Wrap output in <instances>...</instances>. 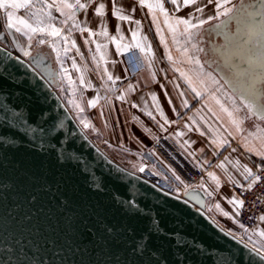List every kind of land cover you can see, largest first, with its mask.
Returning a JSON list of instances; mask_svg holds the SVG:
<instances>
[{
    "label": "water",
    "instance_id": "water-1",
    "mask_svg": "<svg viewBox=\"0 0 264 264\" xmlns=\"http://www.w3.org/2000/svg\"><path fill=\"white\" fill-rule=\"evenodd\" d=\"M263 1L254 0L244 22L238 10L226 43L258 70ZM2 29L0 21V264H264L207 213L200 188L172 193L109 157L58 93L50 55L22 57ZM256 74L264 83V70ZM128 200L154 206L164 234L149 233L147 218L122 204ZM175 231L196 243L177 248L167 235Z\"/></svg>",
    "mask_w": 264,
    "mask_h": 264
},
{
    "label": "crops",
    "instance_id": "crops-1",
    "mask_svg": "<svg viewBox=\"0 0 264 264\" xmlns=\"http://www.w3.org/2000/svg\"><path fill=\"white\" fill-rule=\"evenodd\" d=\"M246 1L229 0L225 7L232 9L233 14L230 17H217L215 0L212 3H209V0H197L196 4L182 7L178 12L170 0H163L164 7L170 17L188 18L191 19L192 24L199 25L198 28L191 29L192 39L190 42L180 34L183 32V25L179 26L175 37L176 42H174L173 35L159 10L155 11L156 22L154 23L153 13L146 6L152 0H145V6H141L139 0H116L117 6L123 10L122 14L130 17L127 21L118 20L113 16L112 0H94L87 11L76 10V20L80 26L90 29L93 33H99L101 32V19L94 14V9L99 3H104L106 5L104 23L107 26L108 36H90L89 32H81L79 29L73 28L70 41H75V48L71 47L70 42L65 44L58 38L48 37L46 33L34 35L29 46L27 36L14 30L11 32L7 30L5 27L6 17L2 9H0V21L5 34L3 38L8 40L12 49L19 55L25 58L29 57L23 55L21 48L29 50L31 54L43 50L50 55L58 73L56 82L58 93L80 127L109 157L127 170L141 175L143 172H140L139 168L147 167L144 156L150 154L176 177L179 176L181 182H185L174 163L168 160L156 147L157 141L165 139L184 161L205 172L204 188L200 186L198 188L206 195L207 213L222 227L253 248L254 246L260 248L261 245H264V236L260 235L261 232H264V220L261 219L259 225L254 229L246 230L239 221L240 208L234 207L228 202L233 197L240 199L237 193L238 186L232 181H236L239 185L248 181L244 178L243 166L246 165L255 173L258 166L264 163V160L247 151L243 146V138L248 137L249 142L259 147V142L249 136V133H256L258 126L264 128V121H259L256 117L245 118L247 110L240 104L239 96L240 91L243 90L246 93H255L259 102H264V83H259L256 74L261 73V70L264 69L261 66L258 70L259 64L246 57V62H244L242 60L244 54H234L228 50L226 45L233 32V26L237 25L234 23V16L238 10L243 11L239 16V21L246 20L245 11L242 8ZM51 2L52 0H45V3ZM81 2H87V0H81ZM197 7L202 8L203 11H196ZM16 15L27 19L30 23L33 22L26 10H18ZM52 15L56 18V26L62 27L59 21L65 17L61 16L55 8L52 9ZM209 17L213 18L209 19ZM135 21H139V25ZM200 21H204V23L200 24ZM221 21H224L223 25H221ZM69 25H71V21H69ZM157 25L161 30L159 33ZM63 27L64 34H67V27ZM117 27L120 29L119 32H117ZM134 32L137 34L135 39L133 38ZM161 35H163L165 43L161 42ZM112 37L116 38L115 41L111 39ZM143 37H147V39L143 40ZM41 38L49 42L38 43ZM86 40L88 43H85ZM137 42L150 45L151 51L141 53L139 49L133 47ZM117 43L122 48L124 45H128L127 50L118 53ZM97 44L102 45L99 52ZM103 45H107V47H103ZM65 48H68L67 52L64 51ZM184 49H187V57L199 59L200 64L203 65V71L212 73L219 82L215 85L209 82L208 91L203 92L201 97H196L188 89L184 80L179 77V72L173 70L176 67L190 72V74L199 71L195 63L186 62ZM198 49H202V51ZM169 53L176 61L175 65L167 59ZM126 54H130L139 66V73L135 81L129 79L130 68ZM101 56H103V60H101ZM93 57L96 59L94 60ZM149 60H151V69L148 66ZM257 60L259 61V59ZM73 63L80 71L73 67ZM251 64L253 70H251L252 73H248L245 69ZM64 69H67L66 74ZM105 69L114 78L119 77L114 85L107 81L104 75ZM152 73H155V79H153ZM263 75L261 74L260 77ZM81 76L85 80L83 85L80 83ZM129 84L133 86L134 90L126 93ZM89 85L91 86L89 87ZM110 88H113L114 91H110ZM180 92H184L183 97L179 95ZM153 93L157 96L170 123H164L153 106L151 100ZM120 95H125V100L117 99ZM213 96L229 112H233L234 109L233 100L230 97L235 99V106H238L240 111L233 112V115L243 119L241 132H236L228 113L221 109L220 104L216 103V99L212 98ZM92 100L96 101L95 106L89 105V101ZM184 100H187L188 107L183 106ZM132 104H136L138 107L133 108ZM145 108L153 113L155 120L145 114ZM173 108H175V112ZM133 117H138V120H134ZM82 120L87 122L89 127H84V124L81 123ZM160 125H163V128ZM178 133H182V135H178ZM229 133L232 135L230 136ZM218 138H226L229 143L219 147L211 142ZM237 161H239V165L236 164ZM221 163L224 165L223 168L218 166ZM208 173H214L218 177L219 187L208 176ZM204 189H207L211 195H208ZM217 204L220 205V209H217ZM223 212H227L228 216L223 215Z\"/></svg>",
    "mask_w": 264,
    "mask_h": 264
},
{
    "label": "snow or ice",
    "instance_id": "snow-or-ice-1",
    "mask_svg": "<svg viewBox=\"0 0 264 264\" xmlns=\"http://www.w3.org/2000/svg\"><path fill=\"white\" fill-rule=\"evenodd\" d=\"M213 0H209V3H212ZM94 3V0H87V2H81V0H52L51 3H45V0H0V9L4 10V15L6 17V23L5 27L9 32L15 31L17 33H22L23 35L27 36L29 41V46L31 45V41L33 39V36L36 34H47L48 37H55L58 38L60 41H63L65 44L71 43V47L75 48L76 44L74 40L70 41L71 33L73 28L79 29L81 32H89V35H103L105 37L108 36L107 32V26L104 23V16L106 5L104 3H99L95 9L94 14L97 17H100L101 19V32L99 33H93L90 29L84 27L82 28L80 26V23L76 20V10H83L87 11L89 7H91V4ZM139 3L141 6H145V0H139ZM170 3H172L175 6V10L178 12L181 10L182 7H188L192 4H196L197 0H170ZM229 3V0H215V7L217 9L216 16H224V17H230L233 14V10L230 8L225 7V5ZM113 5V16H115L118 20L127 21L130 19V17L122 14V9L119 8L116 4V0H112ZM151 13H153V21L156 22V16L155 11L159 10V12L164 16V22L167 25L170 33L173 35V40L175 41V37L177 32L179 31V26L183 25V32H181V35H184L187 40L190 42L192 39V32L191 29L198 28L199 25L192 24L191 19L188 18H182V17H170L167 10L164 7L163 0H152L151 3H148L146 5ZM55 8L57 12L60 13L61 16L65 17L63 20L59 21V23L62 25V27L56 26V18L52 15V9ZM11 9V10H9ZM26 10L28 16L33 19V22H29L27 19H24L22 17H19L16 15V12L18 10ZM223 9V11H220ZM196 11L202 12L203 9L200 7L196 8ZM213 17H209V19H212ZM69 21H71V25H69ZM137 25H139V21H135ZM204 21H200V24H203ZM224 24V21H221V25ZM67 27V34H64V27ZM120 29L117 27V32H119ZM157 31L158 33L161 31L159 29V26L157 25ZM136 33H133V38H136ZM113 41H115V37L111 38ZM143 40H146L147 37H143ZM46 41L44 38H41L38 40V43L44 44ZM161 42L165 43L163 35H161ZM85 43H88L86 40ZM97 51L99 52L102 45L97 44ZM103 47H107V45H103ZM117 52L121 53L122 51H126L128 48V45L122 46L117 43ZM133 47L139 49L141 53L150 52L151 46L145 45L143 43L137 42L133 45ZM165 47L167 45L165 44ZM193 47H196L193 45ZM23 52L24 56H31V52L27 49L21 48L20 49ZM55 50V49H54ZM199 51H202V49H198ZM65 52L68 51V48L64 49ZM77 52H79V49H77ZM184 54L186 56V62L189 64L195 63L199 71H196L195 73L190 74V72H186L181 70L180 68L174 67L173 70L176 72H179V77L182 78L187 85L188 89L195 94L196 97H201L203 92L208 91V84L211 82V84H218L219 82L213 77L212 73H206L203 71V65L200 64L199 59H193L191 57H187V49H184ZM95 60L96 57H93ZM167 59L173 64H176V61L173 60V57L171 54H167ZM101 60H103V56H101ZM149 69H151V60H149ZM73 67L77 69V71H80L79 68H77L76 64L73 63ZM64 73H67V69H64ZM104 75L106 76L107 81L111 82L112 85L116 83V80L119 79V77H113L111 73L107 71V69L104 70ZM153 79H155V73H152ZM70 83H72L70 81ZM80 83L83 85L85 83L84 77H80ZM91 85H89L90 87ZM179 87V85H177ZM110 91H114L113 88L109 89ZM134 90L133 86L131 84L128 85L126 89L127 92H132ZM219 90V89H218ZM179 95L181 97L184 96V92H180ZM240 104L243 105V107L247 110V114L245 118H251L256 117L259 121H264V102H259V98L255 93H246L245 91H240ZM213 99H216L215 96L212 97ZM117 99L125 100V95H120L117 97ZM230 99L233 100L234 109L233 112H239L240 108L238 106H235V99L233 97H230ZM151 100L153 103V106L155 107L156 111L159 113L161 118L164 120V123H170L168 118L165 116L164 111L162 107L160 106L159 100L157 96L153 93L151 94ZM169 103H171V100H169ZM216 103L220 104V101L216 99ZM96 101L92 100L89 101L90 106H95ZM183 106L188 107L187 100L183 101ZM79 107V105H77ZM133 108L138 107L136 104H132ZM220 107L223 111L228 113V116L230 117V122L232 126L235 128L236 132H241L243 129L241 128V125L243 124V119L234 117L233 112H229L228 109L224 108L222 104H220ZM83 111V109H81ZM173 111L175 112V108H173ZM211 111V109H209ZM145 114L150 117L151 119L155 120V116L151 111H148L145 108ZM215 115V113H213ZM134 120H138V117H133ZM81 123L84 124V127H89V124L85 122L84 120L81 121ZM163 128V125H160ZM187 127V125H185ZM39 127V125H37ZM146 131H150L149 129H145ZM41 131H43L41 129ZM178 135H182V133H178ZM203 135V133H201ZM231 136L232 133H229ZM249 136H252L256 141L259 142V147L256 146V144L249 142L248 137H244V144L243 146L245 149L257 156H259L262 160H264V128H259L256 133H249ZM213 144H217L219 147H223L225 144H228V140L226 138H218L211 141ZM235 151V149H233ZM227 159V158H225ZM237 165H239V161L236 162ZM219 167L223 168L224 165L221 163L218 165ZM140 172L144 171V167L141 166L139 168ZM243 175L245 180L250 181L247 184V187L244 188L243 185H239L236 181H232L236 186L244 188L246 191H250L253 189L254 186L260 183L261 176L257 175L252 171V169L248 168L246 165L243 166ZM208 176L216 182L217 186L219 187V179L215 176L214 173H208ZM177 180H180V177H176ZM201 188H204L203 183L200 185ZM208 195H211L210 192H207V189H204ZM185 195L187 196V192H185ZM179 199V197H177ZM187 202V201H185ZM230 204H232L234 207L242 208L244 205V201L237 199L236 197H233L228 201ZM126 203L128 208H131V214L132 215H140L147 218L148 221V232L151 234H157L162 235L164 234V229L162 227L159 214L154 211V206L149 205L148 207H144L141 209L138 204V201L128 200L126 202L122 201V204ZM217 209H220V205H216ZM221 211H223L221 209ZM223 215L228 216L227 212H223ZM262 220H264V217H261ZM108 233L112 232L111 228H107L105 230ZM170 239H173L175 241V244L177 248L179 247H185L190 246L191 244H195L196 241L192 240L189 242L187 237H184L182 232L175 231L172 233L167 234ZM261 236H264V232L260 233ZM143 239V238H142ZM140 245H136V251L140 250ZM146 247V245H145ZM254 251L257 252L258 255L261 256L262 259H264V245H261L260 248H256L254 246Z\"/></svg>",
    "mask_w": 264,
    "mask_h": 264
},
{
    "label": "built area",
    "instance_id": "built-area-1",
    "mask_svg": "<svg viewBox=\"0 0 264 264\" xmlns=\"http://www.w3.org/2000/svg\"><path fill=\"white\" fill-rule=\"evenodd\" d=\"M125 56L130 68L129 79L135 81L139 73V66L130 54H126ZM156 147L168 160L174 163L179 173L184 177L185 182L177 180L172 172L150 154L144 156L147 167L141 174L142 176L163 189L178 195H182L188 189L198 187L206 181L205 172L184 161L165 139L157 141ZM255 173L261 176L262 179L252 190H244L250 181L243 184L244 188H237L240 200L244 201L243 207L240 208L239 221L246 230L257 227L261 221V217L264 215V163L258 166Z\"/></svg>",
    "mask_w": 264,
    "mask_h": 264
},
{
    "label": "flooded vegetation",
    "instance_id": "flooded-vegetation-1",
    "mask_svg": "<svg viewBox=\"0 0 264 264\" xmlns=\"http://www.w3.org/2000/svg\"><path fill=\"white\" fill-rule=\"evenodd\" d=\"M253 2H254V0H247L246 3L242 7L244 9V11H245L246 19H250L249 13L253 9ZM262 9H263V18H264V1H263V4H262ZM234 28H235V26H233L232 30ZM263 36H264V33H263Z\"/></svg>",
    "mask_w": 264,
    "mask_h": 264
},
{
    "label": "bare ground",
    "instance_id": "bare-ground-1",
    "mask_svg": "<svg viewBox=\"0 0 264 264\" xmlns=\"http://www.w3.org/2000/svg\"><path fill=\"white\" fill-rule=\"evenodd\" d=\"M250 17V16H249ZM243 54V53H242ZM262 64V63H261ZM252 65V64H251Z\"/></svg>",
    "mask_w": 264,
    "mask_h": 264
},
{
    "label": "rangeland",
    "instance_id": "rangeland-1",
    "mask_svg": "<svg viewBox=\"0 0 264 264\" xmlns=\"http://www.w3.org/2000/svg\"><path fill=\"white\" fill-rule=\"evenodd\" d=\"M36 52V51H35ZM34 53V52H33Z\"/></svg>",
    "mask_w": 264,
    "mask_h": 264
}]
</instances>
